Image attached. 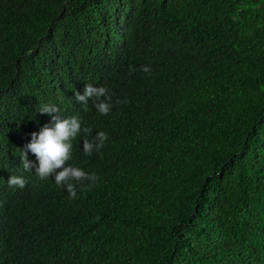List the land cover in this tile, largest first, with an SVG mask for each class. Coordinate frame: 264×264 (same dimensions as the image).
<instances>
[{
    "label": "trees",
    "instance_id": "obj_1",
    "mask_svg": "<svg viewBox=\"0 0 264 264\" xmlns=\"http://www.w3.org/2000/svg\"><path fill=\"white\" fill-rule=\"evenodd\" d=\"M57 114L75 199L21 165ZM0 264H264V0H0Z\"/></svg>",
    "mask_w": 264,
    "mask_h": 264
},
{
    "label": "clouds",
    "instance_id": "obj_2",
    "mask_svg": "<svg viewBox=\"0 0 264 264\" xmlns=\"http://www.w3.org/2000/svg\"><path fill=\"white\" fill-rule=\"evenodd\" d=\"M141 70L150 74V66L144 65ZM75 99L80 103L84 110L87 111L89 100H92L97 112L107 115L112 109V97L106 87H95L91 83H87L83 93L75 91ZM116 103H127V100H117ZM41 113H59V109L54 104H42L39 108ZM82 121L78 116H68L62 118L61 115H52L51 126L43 125L38 132H32L31 139L21 150V165L25 171L35 170L36 175L41 179L49 177L54 178L55 184L65 188L69 193V199L77 197L76 184L83 181H90L95 184L99 177L95 172L89 174L83 168L76 167L70 163V149L72 140L81 132L91 134L92 129L82 128ZM108 136L105 132L99 131L92 140H83V150L86 155H91L94 151H100L103 148ZM29 152L35 156V160L29 159ZM73 181L76 183L74 184ZM27 180L20 175L11 174L8 179L10 187H25Z\"/></svg>",
    "mask_w": 264,
    "mask_h": 264
}]
</instances>
